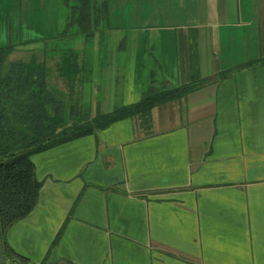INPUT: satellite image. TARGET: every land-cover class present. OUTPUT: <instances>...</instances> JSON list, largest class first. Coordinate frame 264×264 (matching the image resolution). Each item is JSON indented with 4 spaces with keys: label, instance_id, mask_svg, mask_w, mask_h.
<instances>
[{
    "label": "crops",
    "instance_id": "0c3cea01",
    "mask_svg": "<svg viewBox=\"0 0 264 264\" xmlns=\"http://www.w3.org/2000/svg\"><path fill=\"white\" fill-rule=\"evenodd\" d=\"M15 1L0 0V45L45 63L67 122L210 81L154 106L149 133L123 118L31 154L40 186L9 247L33 264H264V0H104L72 31L67 89L50 71L57 0Z\"/></svg>",
    "mask_w": 264,
    "mask_h": 264
},
{
    "label": "trees",
    "instance_id": "16d2710c",
    "mask_svg": "<svg viewBox=\"0 0 264 264\" xmlns=\"http://www.w3.org/2000/svg\"><path fill=\"white\" fill-rule=\"evenodd\" d=\"M71 1L74 3L69 5L67 25L76 21L82 26L84 23L94 22L96 13L99 16L101 12L105 13L104 0L100 3L96 0ZM67 29L65 26L58 33L60 49L58 63L54 68L66 89L73 87L76 74L80 71L76 65L77 53L69 47L68 42L71 39L75 41L76 37ZM13 49L14 45H0V255L3 264H33L15 253L5 241L7 228L26 216L36 202L40 181L35 177L29 156L54 145L92 134L95 130L103 129L123 118L135 119L137 127L145 134L149 133L150 112L154 106L179 99L210 79L203 78L171 89L149 84L135 103L121 105L94 116L83 114L81 110L73 114L70 110L67 122L63 118L62 99L47 90L46 78L49 69L45 63L37 62L33 57L27 61H8L7 56ZM247 65L248 63L237 65L217 73L214 78L220 79ZM80 193L81 191L73 205ZM64 222L50 246L57 242ZM38 264H45L44 260Z\"/></svg>",
    "mask_w": 264,
    "mask_h": 264
},
{
    "label": "rangeland",
    "instance_id": "374dc122",
    "mask_svg": "<svg viewBox=\"0 0 264 264\" xmlns=\"http://www.w3.org/2000/svg\"><path fill=\"white\" fill-rule=\"evenodd\" d=\"M8 1V0H7ZM15 1V0H14ZM13 0H11V6L14 9L15 7H18L19 4L14 3ZM16 2V1H15ZM10 3V0H9ZM74 2L71 0H57V4H56V16L58 20V30L61 31L65 26L69 27L71 31H77L78 29V25L76 21L71 22L69 25H67V21H68V16H69V5L73 4ZM34 6V5H31ZM80 33V37H76V40H83L84 37H81ZM20 53L16 52V53H12L8 56V58L11 57V59H16L19 58ZM51 71V75L54 72V68H50ZM54 74V73H53ZM53 76V75H52ZM52 79V78H51ZM56 76H53L52 82L53 84H58V86H62L60 84H63L62 82H57ZM60 83V84H59Z\"/></svg>",
    "mask_w": 264,
    "mask_h": 264
},
{
    "label": "water",
    "instance_id": "95a60500",
    "mask_svg": "<svg viewBox=\"0 0 264 264\" xmlns=\"http://www.w3.org/2000/svg\"><path fill=\"white\" fill-rule=\"evenodd\" d=\"M0 264H3V260H2V258H1V255H0Z\"/></svg>",
    "mask_w": 264,
    "mask_h": 264
}]
</instances>
